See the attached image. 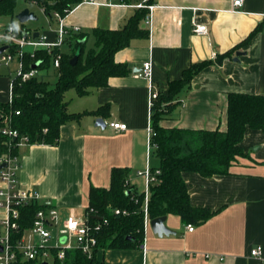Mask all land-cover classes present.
<instances>
[{
    "label": "crops",
    "instance_id": "obj_1",
    "mask_svg": "<svg viewBox=\"0 0 264 264\" xmlns=\"http://www.w3.org/2000/svg\"><path fill=\"white\" fill-rule=\"evenodd\" d=\"M139 1L84 0L62 16V23L85 32L121 28L135 14ZM152 4L142 21L149 35L133 37L115 53L117 62L128 65L129 74L112 76L107 85L91 88L85 95L70 88L75 90L70 99L68 89V110L85 114L80 121L61 126L56 145L19 144L20 185L38 190L41 200L52 199L60 222L70 213L86 218L91 187H109L115 167L128 169L129 184L148 191L147 180L138 171L159 166L148 140L151 94L155 89L168 94L170 82L183 78L193 63L212 61L172 101L171 112L161 120L165 127L225 130L230 92L264 95V0H244L240 8H234L233 0H154ZM49 17L56 24L33 33L54 41L60 19ZM196 23L206 24L208 32L196 34ZM90 39L93 46L94 38ZM70 47L61 45L64 52ZM235 47L231 55L217 59ZM41 49L28 44L23 50ZM19 60L16 55L10 64H0L1 103L13 99ZM146 61L152 64L150 78L137 75ZM51 68L59 71L50 64L39 69L38 76L47 80ZM99 117L104 126L97 124ZM112 121L125 122L127 128L116 129ZM242 146L248 156L237 159L229 174L182 173L191 204L216 210L211 218L188 230L180 216L167 215L166 223L176 233L159 236L146 215L141 246L100 249L98 258L107 264H264V131L248 128ZM6 211L0 208V217ZM258 245L263 247L262 255H251Z\"/></svg>",
    "mask_w": 264,
    "mask_h": 264
},
{
    "label": "trees",
    "instance_id": "obj_2",
    "mask_svg": "<svg viewBox=\"0 0 264 264\" xmlns=\"http://www.w3.org/2000/svg\"><path fill=\"white\" fill-rule=\"evenodd\" d=\"M19 0H0V17H10L11 23L26 29V24L16 19ZM36 3L45 14L55 17V13L66 16L75 6L84 0H24ZM129 3L131 0H122ZM149 4L154 0H148ZM147 7L138 8L135 14L121 28H94L90 32L75 31L68 28L65 44L70 50L61 52V64L54 84L35 75L27 81L14 77L13 99L8 103L0 102L3 117L0 120V158L17 156L19 141L28 137L29 143L56 145L59 142L60 128L68 122L80 121L85 114L71 113L65 94L75 88L79 95L88 94L91 88L105 86L112 76H123L130 72L126 63L115 60V53L129 45L137 36H148L149 30L142 26L148 15ZM258 30L255 29L250 37ZM94 45H87L89 37ZM84 40V41H83ZM238 47L217 56L221 61L231 55ZM13 53L16 47L10 46ZM79 51L76 64L70 59ZM54 53L37 50L32 56L23 53L21 59L25 69L41 61L39 69L50 66ZM211 60L193 63L180 80L170 82L169 93L158 91L153 100L152 127L156 134L153 139L158 144L154 150L159 159L161 170L159 181L151 184L147 201V215L150 218L162 215H178L185 223L199 225L211 218L216 210L197 207L191 204L187 183L183 179L184 171H195L203 176L229 174L234 163L240 157H247L242 140L248 128L264 131V95L244 92H230L228 95L227 128L192 129L184 127H165L161 124L171 112L172 101L181 90L188 86L193 77ZM48 64V65H45ZM102 109V108H101ZM95 110L99 113L101 110ZM20 111V113H16ZM92 113V112H89ZM10 126L19 131V135L9 138L2 132ZM109 187L92 186L89 195L90 211L88 222L93 228L98 244L89 256L80 248L68 250L64 259L55 258L50 264H107L99 259L97 253L106 248H132L141 246L146 230V191L140 192L128 182V169L115 167L111 173ZM42 207L38 201H32L21 208L26 224H30L37 210ZM120 209L117 213L116 210ZM126 212H123V211Z\"/></svg>",
    "mask_w": 264,
    "mask_h": 264
},
{
    "label": "built area",
    "instance_id": "obj_3",
    "mask_svg": "<svg viewBox=\"0 0 264 264\" xmlns=\"http://www.w3.org/2000/svg\"><path fill=\"white\" fill-rule=\"evenodd\" d=\"M148 0H140L137 2L139 8H153V4H149ZM244 4V0H233L234 8H240ZM55 15L60 19L58 34L54 41H49L46 34L34 36L30 30L19 28L16 25L0 23V46L8 45L9 47L0 53V64H10L19 55V68L16 76L21 81H27L31 77L38 75L39 68L25 69L21 56L24 53V47L32 45L35 49L43 48L50 53H54L51 64L59 69L61 64V52H54L56 48H61L65 38L68 35V27L62 23V16L59 13ZM147 22H149L147 18ZM75 31H81V28H72ZM193 31L197 34H205L208 32L206 24H195ZM15 46L16 51L13 53L10 46ZM34 56L35 52L30 53ZM146 61L143 68L137 72V75L149 77L152 72V64ZM158 96V90H153L151 94V105L153 100ZM16 113H20L17 110ZM111 126L116 129L127 128V123L121 121H112ZM4 134L9 138L19 135V131L10 126L2 129ZM156 132L152 125L149 128V147L155 150L158 147L154 136ZM28 137L23 136L19 144L27 143ZM6 164L0 169V181L5 186L0 187V208H4L6 214L0 217V264H42L47 261L49 264L55 259H64L68 250L80 248L89 256L92 255L94 247L98 244L93 228H91L88 217H78L74 213L62 221H59V214L56 204L52 199L46 198L41 200L38 190L33 188H25L20 185L18 171L21 167L18 156H8L0 158V165ZM159 168L147 167L145 170H139L138 175L145 176L148 185L146 192L145 210L147 215V201L151 184L159 181ZM38 201L42 207L37 210L30 224H26V218L22 214L21 208L27 203ZM117 213L120 209L116 210ZM123 212H126L125 210ZM188 230H194L192 223L186 225ZM263 247L258 245L251 249V255L261 256Z\"/></svg>",
    "mask_w": 264,
    "mask_h": 264
},
{
    "label": "rangeland",
    "instance_id": "obj_4",
    "mask_svg": "<svg viewBox=\"0 0 264 264\" xmlns=\"http://www.w3.org/2000/svg\"><path fill=\"white\" fill-rule=\"evenodd\" d=\"M17 8L19 11L24 8H29L31 11L35 12V14L38 16L37 19H31L27 21L26 24V29L31 30L32 32L34 31H40L44 32L45 29H49L51 23L56 24V21H52L48 15H46L41 8L34 2H25L24 0H19L17 4ZM2 24H10L11 23V18L10 17H1L0 18ZM54 22V23H53ZM92 39H90L87 43L88 47L92 46ZM48 65V64H45ZM59 71H56V69L51 68L49 71L46 72V78L47 80L51 83L54 84L57 76H58ZM75 91L74 89H70L68 93L66 94L67 99L71 98V95Z\"/></svg>",
    "mask_w": 264,
    "mask_h": 264
},
{
    "label": "water",
    "instance_id": "obj_5",
    "mask_svg": "<svg viewBox=\"0 0 264 264\" xmlns=\"http://www.w3.org/2000/svg\"><path fill=\"white\" fill-rule=\"evenodd\" d=\"M37 18L38 16L35 14V12L31 11L29 8H24L18 13H16V19L21 23H26L27 21L31 19H37ZM38 34L39 32H35L34 36H38ZM8 47H9L8 45L0 46V53L5 51ZM241 54L242 52L240 51L237 52L238 56ZM78 57H79V51L76 52V54L70 59V63L72 65L76 64L78 61ZM40 64H41V61H37L34 64H32V67L37 68ZM104 123L105 122L101 117L97 118V124L104 126ZM5 165L6 164H1L0 169H2ZM166 221H167V215H162V216H158V217H154L150 219V225L152 229L159 236H163L164 234L169 235V234L176 233L175 230H173L167 225ZM42 264H49V263L47 261H44Z\"/></svg>",
    "mask_w": 264,
    "mask_h": 264
}]
</instances>
